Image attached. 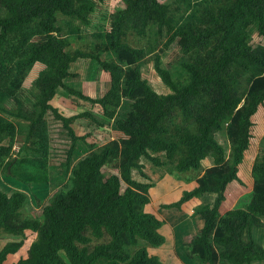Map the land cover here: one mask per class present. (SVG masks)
Segmentation results:
<instances>
[{
    "label": "trees",
    "instance_id": "obj_1",
    "mask_svg": "<svg viewBox=\"0 0 264 264\" xmlns=\"http://www.w3.org/2000/svg\"><path fill=\"white\" fill-rule=\"evenodd\" d=\"M122 2L0 0V174L23 189H0V264H264V134L255 126L264 50L254 43L264 40V0ZM129 16L141 28L137 47ZM207 17L214 27L202 30ZM80 60L104 72L94 95L66 82L78 78ZM152 64L168 93L145 77ZM171 68H180L176 78ZM230 71L246 75L244 95L233 92ZM58 93L72 116L54 104ZM238 108L228 154L217 135L231 133ZM81 120L109 133L88 142L95 132ZM51 122L69 139L59 164ZM258 140L250 199L226 209L227 189ZM80 144L87 152L76 159ZM157 174L197 185L152 212ZM52 181L59 186L46 199L33 191ZM32 199L38 216L27 210ZM193 203L192 215L182 210Z\"/></svg>",
    "mask_w": 264,
    "mask_h": 264
},
{
    "label": "rangeland",
    "instance_id": "obj_2",
    "mask_svg": "<svg viewBox=\"0 0 264 264\" xmlns=\"http://www.w3.org/2000/svg\"><path fill=\"white\" fill-rule=\"evenodd\" d=\"M111 2H112L111 4L112 8H114L116 5L121 6L123 4L122 0H111ZM210 9L213 12V14L218 18V11H219L218 5H212ZM138 17H140V15ZM136 23H138L137 16H129V18L126 20V29L128 31L129 43L134 47H137L136 45L137 42L140 43L139 33H140L141 28H139V32H138V30H136V25H137ZM213 27H214V22L211 18H208V17L204 18V22L200 25V29L202 30L212 29ZM91 43H92L91 40H87L86 43L84 44L91 45ZM254 43L255 45H259L260 49L264 50V40L263 39L257 36H254ZM81 45L82 44L78 43V45L76 46V49L81 48ZM168 62H169V59L164 58L165 67L169 66ZM95 66L97 65L95 64ZM96 68L97 70L95 69L94 63H92V61L80 60L73 65V71L78 74V78L71 80V81L67 80L66 82L69 84H72L74 87L78 89H82V90H85L86 92L88 91L89 93H93L94 95L95 94L94 91L97 89V83L100 84V81H102V78L104 76V72H102L98 67ZM179 70L180 68L178 70L172 69L174 78L178 76V75L177 76L175 75L179 74L177 73ZM254 71H257V70H254ZM144 74H145V77H147L151 81V83L153 84V86L159 93L169 92L167 86L163 83L161 78L156 74L153 64L145 68ZM230 74L234 78L232 80L233 92L236 94L244 95L247 91L246 75H241V73L233 72V71H230ZM95 82H97L96 85H95ZM98 91L99 92L101 91L100 86H98ZM53 100H54V104L59 107L61 114H63L64 116L66 117L72 116L75 113L74 111L72 112L70 110V103L64 102L63 97L62 99H60V97L57 96ZM76 101L80 105H85V107L89 108L90 110L91 108L90 104L88 103L83 104L81 101H78V100ZM6 106L8 108H12L13 102L11 100L7 101ZM79 110H81V108H79ZM241 112H242V109L238 108L233 115V127L231 130V133H228L227 130H225L223 133L217 135V140L222 145L227 147L228 154L231 153L230 147L232 146V140H234L235 138L236 120H237V117L241 114ZM256 121L258 123H256L255 126L258 128H261V131L259 134V137H260L264 134V108H260L257 114V117H256ZM83 122H85L84 123L85 125L90 126L95 132V138L90 139L88 142L93 141V140L101 141V139L99 138L100 137L99 135L104 134V133H109L108 130H104L102 127L95 129L94 124L90 123L89 125L86 123L87 121L81 120L82 124ZM50 128H51L50 130H51V136H52L51 143H52V146L55 148L56 153L58 154L57 157L55 158L53 157L54 159H52V161L53 163L59 164L63 160H65V155L62 153V151L64 148L68 146L69 139L65 135H62L63 127L61 126L60 122H51ZM84 130H85V127H83L81 131L78 130V132L82 133L84 132ZM104 144H106V142H102L101 146ZM260 146H261V143L258 140L255 144H253V148L250 151L245 153L243 162L239 166V182L232 183L227 189L228 208L226 209H232V208H237V207L242 208L249 201L252 189H246L245 185L246 184L253 185L254 181L250 175V171H251L253 161L256 157V154L260 149ZM86 152H87L86 146L83 144H80V147L78 148L76 152L75 158L78 159L82 157ZM155 177H156V182L158 183V185L151 191L153 203L149 207V210L152 212L159 213V211H161V206L164 204L163 202H161L163 198H165L167 202L169 201L170 203H175L180 200L179 198L182 197L181 195L183 194L185 190H188L189 188H191V186H188L189 184L187 183L184 184L185 183L184 181H179L176 177L172 175H165L164 177L160 178V176L157 174ZM57 186H59V182L52 181L50 182L48 186L46 185L38 186L34 188L33 191L36 192L44 200L56 191L55 189H57ZM0 189L6 192L7 194H12L14 191H18V190H23L17 187L14 184V181H10L8 177L3 176L2 174H0ZM30 193L32 194V192ZM45 203H47V201H45ZM36 207H37L36 201L32 199L30 200L27 206L28 208L27 210L31 214L38 216L41 214L42 209L36 208ZM198 208H200V205L193 203L190 205H185L182 208V210H185V212L188 215H192L193 211L197 210ZM167 214L168 213H166L165 216H167ZM200 225H201V221H197V224L194 223L193 227L198 229ZM181 228L185 229V225H182ZM8 240L9 239L7 240L2 239L1 241L2 245H4L6 241ZM183 252L184 251H182V249H179V253H181V255L182 254L184 255ZM21 254L25 255L26 250H23ZM17 259H18L17 256L11 258L12 261L17 260ZM188 261L189 260L186 259V262ZM170 262L171 264H178L175 258H170ZM189 264H199V260L194 258L193 260L190 261Z\"/></svg>",
    "mask_w": 264,
    "mask_h": 264
},
{
    "label": "crops",
    "instance_id": "obj_3",
    "mask_svg": "<svg viewBox=\"0 0 264 264\" xmlns=\"http://www.w3.org/2000/svg\"><path fill=\"white\" fill-rule=\"evenodd\" d=\"M61 93V92H60ZM60 93H58L57 94V96H59L60 97V99H62V95L60 94ZM90 95H93V93H89ZM184 184H186V183H184ZM187 184H189L188 186H191V188H189L188 190H185V191H190V190H193L195 187H196V181H192V182H190V183H187ZM182 196V195H181ZM179 199H181V198H179ZM161 202H163L164 204H171L169 201L167 202L166 200H165V198H163V200L161 201ZM152 203H153V201H152Z\"/></svg>",
    "mask_w": 264,
    "mask_h": 264
}]
</instances>
